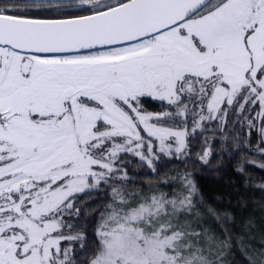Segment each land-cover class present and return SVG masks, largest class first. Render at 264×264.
<instances>
[{
  "label": "snow or ice",
  "instance_id": "6c2138e0",
  "mask_svg": "<svg viewBox=\"0 0 264 264\" xmlns=\"http://www.w3.org/2000/svg\"><path fill=\"white\" fill-rule=\"evenodd\" d=\"M209 125L264 170V0H0V264H233L234 241L264 264L187 169L169 192L129 172L158 177Z\"/></svg>",
  "mask_w": 264,
  "mask_h": 264
},
{
  "label": "trees",
  "instance_id": "16d2710c",
  "mask_svg": "<svg viewBox=\"0 0 264 264\" xmlns=\"http://www.w3.org/2000/svg\"><path fill=\"white\" fill-rule=\"evenodd\" d=\"M144 107L153 112L164 110L161 102L150 99L145 100ZM238 127H227V135L232 136ZM205 137L208 138V142L212 146V155L207 165L196 159V154L200 152ZM252 143L255 144L254 135ZM231 145V140L223 142L221 134L212 131V125H209L208 131L198 134L194 139L190 138V158L186 157L184 160L161 158L160 163L156 165L158 177L135 157H129L131 160L129 172L136 184L150 182L153 185H158L161 180L168 179L169 184L160 185V187L163 191L169 192L173 188H178L179 177L187 169L192 174L200 196L220 213L231 214L233 219L226 221V224L233 237L245 236L250 244L259 248L262 246L261 238L264 237V191H261L256 185L264 183V170L246 164V172H239L237 169L244 157H242L239 149H233ZM225 148L227 151L224 150ZM246 158L264 160V157L256 155L251 149L247 150ZM87 203L92 206L94 211H88L79 223L87 228L91 235L95 225L93 217L104 204L100 198L90 200ZM249 218H252L255 224V228L252 229V239L248 238L244 228V223ZM210 223L216 227L219 233H223V229L215 221H210ZM230 259L233 264H246L244 256L235 245V241Z\"/></svg>",
  "mask_w": 264,
  "mask_h": 264
},
{
  "label": "rangeland",
  "instance_id": "374dc122",
  "mask_svg": "<svg viewBox=\"0 0 264 264\" xmlns=\"http://www.w3.org/2000/svg\"><path fill=\"white\" fill-rule=\"evenodd\" d=\"M147 110V109H146ZM147 111H150V110H147ZM150 112H153V111H150Z\"/></svg>",
  "mask_w": 264,
  "mask_h": 264
}]
</instances>
